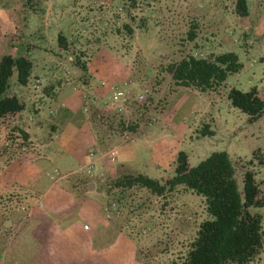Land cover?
I'll return each mask as SVG.
<instances>
[{"label":"rangeland","instance_id":"obj_1","mask_svg":"<svg viewBox=\"0 0 264 264\" xmlns=\"http://www.w3.org/2000/svg\"><path fill=\"white\" fill-rule=\"evenodd\" d=\"M246 3L248 14L240 16L234 10L235 0H136L133 8L125 0H0V57L15 48L33 62L26 85L18 84L15 74L10 80V92L20 98L24 108L0 122L1 129L9 126L8 139L10 127L16 124L31 136V156L17 151L10 152L7 161L0 160V218L3 216L6 228L2 243L16 245L31 239L38 246L37 237L44 235L41 222L34 225L26 210L17 214L18 204L10 205L6 198L11 194L27 191L33 199L41 196L43 207L34 209L46 215L74 205L71 191L61 188L56 194L53 186L67 187L69 172L85 164L79 151L88 136L81 127L69 139L58 136L59 126L51 129V111L63 98L73 105L82 94L98 87L101 90L88 103L111 111L105 106L112 87L117 86L108 78L113 75L116 80L124 77L118 87L128 83L134 95L143 93L145 97L120 113L137 127L135 132L117 128L107 138L111 140L106 139V152L117 146L109 159H129L136 172L164 180L172 176L179 151L187 153L193 166L211 152L224 150L234 163L240 187L243 173L251 170L264 199V113L250 120L228 97L232 88H256L264 99V0ZM190 30L193 40L188 37ZM59 35L66 40L60 41ZM60 42L68 47H61ZM226 51L237 54L242 68L229 74L215 90L176 86L164 71L166 63L189 53L208 57ZM107 81L111 85L103 86ZM46 91H52V96ZM205 123L212 134H201ZM98 172L95 166L93 173ZM106 173L99 176L100 181ZM98 193L102 211L82 201L72 221L63 223L64 227L74 225V250L67 255V247L59 243L55 250L52 247L49 260L180 264L200 223L211 218L204 197L182 186L163 196L132 188L121 203L110 204V197ZM252 210L261 214L264 228V206ZM82 221L111 230L95 232V242L85 246V232L78 226ZM33 228L38 232L29 238ZM56 228L53 234H58ZM105 240L108 245L100 247ZM33 254L21 247L8 256L0 252V264H29ZM248 264H264V248Z\"/></svg>","mask_w":264,"mask_h":264},{"label":"trees","instance_id":"obj_2","mask_svg":"<svg viewBox=\"0 0 264 264\" xmlns=\"http://www.w3.org/2000/svg\"><path fill=\"white\" fill-rule=\"evenodd\" d=\"M125 1L129 7L133 8L136 5V0ZM234 10L238 15L246 16L248 14L246 0H235ZM125 26L131 30L128 25ZM188 37L193 40L194 32L190 30ZM58 38L60 41L66 40L62 35ZM60 45L63 48L68 47L67 43L60 42ZM241 68L242 64L237 54L226 51L208 57L189 53L166 63L164 71L176 86L207 91L219 88L229 74L238 72ZM32 70V60L25 54H17L15 48L0 57V122L24 108L20 98L10 92V80L15 74L16 82L26 85ZM228 97L231 104L245 112L250 120L264 113V99L256 88L248 91L232 88L228 92ZM87 112L96 134L97 147L101 152H106L107 140H111L107 138L114 136L117 128L122 130L126 127L131 132L136 130L135 123L129 124L122 114L113 109L105 111L97 104L89 102ZM212 133L210 125L205 123L201 134ZM67 181L66 189L73 194L75 205L69 212V209L62 211L59 217L63 220H72L74 212H77L78 206L84 200L86 185L93 180L81 172H74L69 175ZM98 182V191L111 198L109 204L121 203L128 190L132 188H145L150 194L163 196L182 186L203 196L205 210L211 218L200 223L196 236L180 264H248L264 248L262 216L252 210L254 207L264 206L254 172L246 170L243 173L240 187L235 177L234 163L224 150L211 152L193 166L189 164L187 153L179 151L172 176H167L164 180L115 165L104 175L103 180L100 181L98 177ZM41 224L42 228H47L48 224L44 222ZM34 228L32 232L35 231ZM100 230L106 232L111 228L96 227L92 241L95 242L94 234ZM108 243L109 240H105L100 247H105ZM35 261L37 258L33 254L29 264H35Z\"/></svg>","mask_w":264,"mask_h":264},{"label":"crops","instance_id":"obj_3","mask_svg":"<svg viewBox=\"0 0 264 264\" xmlns=\"http://www.w3.org/2000/svg\"><path fill=\"white\" fill-rule=\"evenodd\" d=\"M108 78L111 81L113 80L116 82H120L117 84L116 82L112 83L113 85H117L116 87H118V85H120L121 82L124 80L123 76L119 80H116L118 78L114 75L111 77L109 76ZM102 84L103 86L107 85V87L109 84L111 85V83H109L108 81L106 83L102 82ZM101 88L102 87H98L92 90L91 92L88 91V95L86 94L85 96L82 94L79 98L76 99V101H74L73 105H70V102L66 98H63L61 102L57 104L56 108L51 111V113L53 114V116L51 117V120L53 122L51 129L55 131L59 126L58 136H63L69 139L72 136H74L75 132L78 131L79 127H81V129L87 133L88 137L86 143L81 148V151H79L81 155L80 160L81 162L84 161L85 164L83 166L78 167L75 171L69 172V174H72L74 172H81L85 175L90 176V178L93 180L86 185V191L84 192L85 195H84L83 203L85 206L95 209L96 211H100V210L102 211L103 209V205L98 198L99 195L97 191L98 177L100 175H103L105 172H108L110 168L114 167L115 165H121L124 167H128L133 171H136V169L129 164L128 162L130 161L129 159L127 160L121 159L116 162L109 159L115 148L117 149V146H114L110 151L107 152H101L97 147L96 134L94 132L92 123L88 118L87 103L88 101H92V99L96 96V92H99L98 89L101 90ZM46 92H47L46 93L47 96H52L53 93L52 91H46ZM42 94L43 93L40 94L37 93L36 96L39 95L43 96ZM102 99H104V96L102 97ZM105 108L111 110V108L108 105H106ZM8 127L9 126H6L5 128L3 127L2 129L0 128V160L7 161L10 157L9 153L11 152V154H15V152L17 151L25 155L31 156L30 154H28L29 143L31 142L30 134L23 127L19 126V124H16L10 127L13 128V130L11 131L12 133V135L10 136L11 138L8 139V136H6L9 130ZM131 139L132 138H130L129 140L131 141ZM88 166H91L89 173L87 172ZM95 166L99 169L98 173H93V168ZM24 184H25L24 181L20 182L21 186H23ZM53 187L52 188L54 189L56 194H58L59 191H62L61 188H66L64 184H62L61 186L58 183ZM50 190L51 188L49 189V191ZM46 194L47 192L43 195ZM6 198L8 199L10 205L12 204L14 205L15 204L14 202L18 204L20 212H18L17 214L20 215L22 210H26L25 215L28 216L34 224L36 222H42V223L44 222L48 225L47 228L45 227L43 228L42 233H44V235L42 234L40 235V237H37L40 240V244L38 246H33L34 240L30 241L31 243L29 241L21 240L18 243H16V245H11V243L9 245L8 244L5 245L4 243H2V240L5 237L2 236L3 231L6 230L5 226H3L4 222H1L3 217L2 216L0 218L1 219L0 220L1 222L0 252H3V254L8 256V253H10L12 250L16 249L17 247L19 248L21 247L22 249L30 250L31 252L35 253L37 258L35 264H61V263L67 264L68 261L70 262L71 260L70 258H60L61 260H59L58 262L49 260L48 254L52 251V247L54 246L53 250H55L56 248L55 246L59 243H62L64 246L67 247L68 249L67 255H70V253L74 250L73 241L76 239V235H77L74 225L71 224L67 227H64L63 225L64 222L69 223L72 220L61 219L59 216L61 215L62 212L46 215L45 213H43L44 212L43 210L36 211L34 209L36 205L39 206V208L43 207L41 206V201H40L41 196H38L33 199L27 191H23L19 195L11 194L9 198L8 197ZM74 205L71 204V206L67 208L69 209L68 212L72 209V206ZM67 209L64 208L63 211ZM74 213L76 214V212ZM75 214L73 215V217L75 216ZM85 224L88 225V229L84 228ZM56 226L57 228L55 229V231L57 230L56 232L58 234L56 233L53 234V230H54L53 227ZM78 226L85 232V234L82 235L83 241L85 242V246L86 243L87 245H90V242H92L93 231L96 229V225L92 226L89 222L82 221L81 225L79 223ZM36 233H34L33 231L30 234L34 237Z\"/></svg>","mask_w":264,"mask_h":264},{"label":"built area","instance_id":"obj_4","mask_svg":"<svg viewBox=\"0 0 264 264\" xmlns=\"http://www.w3.org/2000/svg\"><path fill=\"white\" fill-rule=\"evenodd\" d=\"M123 87H112L111 94L107 105L118 113L125 112L126 108L133 101H141L144 99L145 94L140 93L134 95L132 89L128 83H124ZM91 166L87 167V172H90ZM85 229H88V225H84Z\"/></svg>","mask_w":264,"mask_h":264}]
</instances>
